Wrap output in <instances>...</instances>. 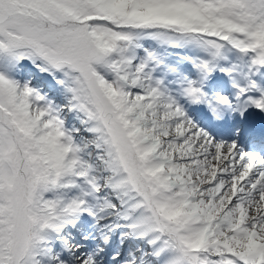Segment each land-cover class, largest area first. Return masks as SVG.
Segmentation results:
<instances>
[{"label":"snow or ice","instance_id":"1","mask_svg":"<svg viewBox=\"0 0 264 264\" xmlns=\"http://www.w3.org/2000/svg\"><path fill=\"white\" fill-rule=\"evenodd\" d=\"M0 264H264V0H0Z\"/></svg>","mask_w":264,"mask_h":264}]
</instances>
